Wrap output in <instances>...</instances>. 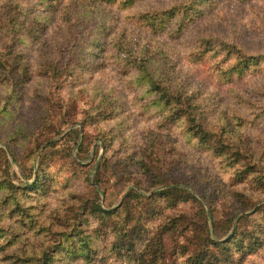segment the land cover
I'll return each mask as SVG.
<instances>
[{
  "label": "rangeland",
  "instance_id": "rangeland-1",
  "mask_svg": "<svg viewBox=\"0 0 264 264\" xmlns=\"http://www.w3.org/2000/svg\"><path fill=\"white\" fill-rule=\"evenodd\" d=\"M206 1L192 0L183 17L180 9L163 10L186 0H0V264L46 255L54 264L68 257L69 264H81L67 253L77 239L62 230L66 224L57 216L67 222L85 218L93 232L99 227L93 203L114 209L124 200L130 207L101 219L95 235L105 241L107 263L132 264L125 250L109 242L112 235L102 234L105 226L144 229L135 234L134 248L140 249L170 214L180 228L187 226L179 241L165 238L161 264H185L208 235L223 240L237 225L250 231L255 222L261 242L233 264H264V182L257 181L264 177V160L240 178L239 164L211 156L206 145L185 137L181 121L168 122L163 107L154 104L139 66L144 50L154 69H170L224 107L245 109L227 94L233 86L263 103L264 60L234 81L238 73L230 72L223 51L202 40L264 54V0ZM147 14H155V22L148 23ZM240 116L245 141L260 154L264 115ZM149 142L161 143L153 154L158 164L142 169L137 160L147 161ZM7 147L16 159L4 152ZM38 174L51 186L31 189L27 184ZM167 183L191 192L206 211L205 197L217 189L214 224L197 213V203L180 202L178 193L147 199ZM175 202L174 210L167 207ZM49 222L48 230L43 224Z\"/></svg>",
  "mask_w": 264,
  "mask_h": 264
},
{
  "label": "trees",
  "instance_id": "trees-1",
  "mask_svg": "<svg viewBox=\"0 0 264 264\" xmlns=\"http://www.w3.org/2000/svg\"><path fill=\"white\" fill-rule=\"evenodd\" d=\"M191 1L192 0H186L185 3H176L163 11L173 14V10L180 9V14L186 17L188 9L191 8L189 7ZM195 1L204 3L206 0ZM210 1L211 0H207L206 2ZM239 1L248 2L250 0ZM177 5H180V7ZM148 17V23L155 22V14H147L146 18ZM158 22L157 20L156 23L152 25L154 26L153 28H156L155 25ZM202 41L210 50L223 51L221 52L223 53L222 59L229 60L226 66L231 67L230 72L238 73L236 77H233L234 81L244 77V73L249 70L252 64L255 65L264 60V54H248L236 43H229L221 39H203ZM214 44L217 46L216 49H213ZM138 56L142 59L139 66L140 69L143 70V78L147 79L148 87L155 96L154 104L163 107L164 115H166L165 118L168 122L174 120L181 121L182 133H184L183 135L185 137H193L200 145H206L211 156L222 157L228 160V164L230 165L239 164L240 168L237 174L240 178L252 172V166H254L257 161L261 162L264 160V148L259 154L251 143L245 141L243 137L244 124L240 116L264 115V101L261 104L253 102L245 98L233 86L226 89L227 94L233 102L235 101L245 109L241 111L236 107H224L220 98L211 94L207 95L199 90L196 91L195 88H191L188 83L181 80L178 75L172 73L170 69H154L151 57H146L144 50L138 53ZM153 142H149L148 144L149 155H147V161L143 159L137 160L138 166L142 169H146L149 165L152 168V166L155 165L154 162L158 164L153 154H158L161 151V143L158 146ZM167 143L171 145L169 141H167ZM47 145H52V142H49ZM4 152L16 159L15 151L11 147H7V151L4 150ZM97 167L100 169L101 163H99ZM263 180L264 177L257 179L259 184H261V182L263 183ZM96 184L98 185V183ZM27 185L31 189L39 190L44 189L46 186L50 187L51 183L48 178L44 179L42 175L38 174L34 177L33 182ZM163 186L167 188H165L162 193H153L148 196L147 199L149 201H155L160 195H164V193H178L182 195L180 197V202L197 203V213L202 216L206 223H208L209 219H212L214 224L215 214L217 213L214 195H217V189H214L205 197V201L208 205V211H206L203 204L191 192L189 193L186 190H182L168 183ZM129 197H127V199ZM176 205L177 203L175 202L171 203L170 206L167 205V207L174 210ZM93 207L97 212V218L99 220L96 225L100 227L103 223L101 219H107L114 215L116 213L115 211L122 208L128 209L130 207V200L128 202L124 200L121 206L114 209H104L97 202L93 203ZM261 209L262 207L259 206L256 208V212H259ZM57 217L60 218V224H66V227L62 230H67L68 234L73 235V240L77 239V241H71L75 245L74 248H69L67 250L70 256L81 258V264H111L105 262L106 257L102 256L106 247L105 241L98 242L95 236L98 233L99 227L93 232H89L85 227V218L79 217L77 222H67L62 217ZM246 217L247 216H243L244 219H246ZM51 224L52 223L49 222L43 225L49 230L51 229ZM181 224L182 223H180L174 215L170 216V214H165L164 218L155 226V233L149 239L148 237L145 239L148 240L144 241L143 247L140 249L134 248L136 247L135 234L140 232V234L143 235L144 229H135L131 225L115 223V227L113 228L109 225L105 226V231L102 234L112 235L109 242L113 241V247L125 250L126 256L132 264H161V260L166 252L164 243L165 238H172L174 241H177L179 236L183 238L182 231L186 229L185 226H187V224L185 223V225L180 228ZM255 224L256 225L250 231L237 225L233 229V233L223 240H220L223 237L213 240L208 235L206 239H204L201 247H197L193 253L188 254L185 259V264H233L235 259L239 257L243 258L246 254L251 253L257 244L261 242L260 238L262 232L257 231L258 223L255 222ZM10 241L13 240L10 239ZM68 258L64 262H58L57 264H69L70 259ZM17 259L18 258H16V260ZM4 264L19 263H16L14 260L13 262H5ZM22 264L54 263L53 259L46 255L45 258L37 260L29 259V261Z\"/></svg>",
  "mask_w": 264,
  "mask_h": 264
}]
</instances>
